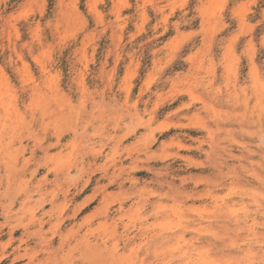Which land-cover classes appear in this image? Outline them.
Returning a JSON list of instances; mask_svg holds the SVG:
<instances>
[{
  "label": "clouds",
  "instance_id": "obj_1",
  "mask_svg": "<svg viewBox=\"0 0 264 264\" xmlns=\"http://www.w3.org/2000/svg\"><path fill=\"white\" fill-rule=\"evenodd\" d=\"M0 264H264V0H0Z\"/></svg>",
  "mask_w": 264,
  "mask_h": 264
}]
</instances>
